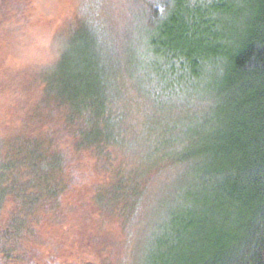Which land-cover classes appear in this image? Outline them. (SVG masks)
I'll return each instance as SVG.
<instances>
[{
    "label": "trees",
    "instance_id": "16d2710c",
    "mask_svg": "<svg viewBox=\"0 0 264 264\" xmlns=\"http://www.w3.org/2000/svg\"><path fill=\"white\" fill-rule=\"evenodd\" d=\"M62 1L0 0V264H126L110 257L113 221L173 167L188 171L184 205L142 264H264V0L148 2L130 66L162 116L190 113L161 117L152 141L129 140L110 104L120 76L89 19L53 26ZM37 41L41 61L17 57ZM137 145L132 168L120 149Z\"/></svg>",
    "mask_w": 264,
    "mask_h": 264
},
{
    "label": "rangeland",
    "instance_id": "374dc122",
    "mask_svg": "<svg viewBox=\"0 0 264 264\" xmlns=\"http://www.w3.org/2000/svg\"><path fill=\"white\" fill-rule=\"evenodd\" d=\"M156 1L158 0H63L57 10V18L53 21V26L59 29V32L60 30H67L68 25L76 24L77 20L88 18L94 28L96 39L105 48L110 49V56L106 52L109 56L107 62L108 64L110 62L111 65L109 66L114 70V73L111 70L110 73L120 76V87L123 89V96H117V100L113 101V95L110 104L113 105L114 102L115 106L120 107L122 105L123 111L128 114L126 122H128L129 140L131 136L137 138V135H144L145 132L151 131L150 128H157L161 117L164 116L166 121H171L175 115L170 114L171 117L169 114H164L162 116L158 112L161 108L155 107L151 95L141 90L143 81L140 74L135 72L137 71L136 68L132 69L130 66V62L133 64V56H135L132 51L137 42H141L143 27L149 24L148 2ZM44 26L47 27L48 24ZM105 42L107 44H103ZM45 43L40 41L35 44L29 43L33 46L25 51L18 50L17 57L28 63L41 61L43 52L40 45ZM47 43L51 44V39ZM13 53L14 50L11 57ZM130 70L132 72L129 73ZM115 94L117 95V93ZM177 106L180 107L178 103H175L172 107L173 113H175L174 108ZM178 107L179 111L172 121L184 119L190 114H185L184 110H180ZM130 110L134 111L132 112L134 115H131ZM197 110L194 108L193 111ZM174 132H169V135L172 136ZM153 137L149 132L145 136L147 141H152ZM190 143L192 144V142ZM140 147L141 145H137L135 148L139 151ZM121 148L128 166L138 168L141 163L140 156L145 153V147L140 150V154H136L134 149L129 153L123 147ZM177 170L178 168L173 167L151 172L152 174L150 173L146 179L148 187L145 189L135 218L128 220L129 217L127 219L129 223L123 222V219L113 221V232L109 229L112 233L110 234L112 241L109 244H113L109 247L112 250L111 260L121 257V252L126 250V264L143 263L144 257L149 251L152 237L158 231L160 223L167 219L173 210L184 205L180 198V191L189 189V180L185 181V179H189L188 171ZM126 227L127 229L124 231Z\"/></svg>",
    "mask_w": 264,
    "mask_h": 264
}]
</instances>
